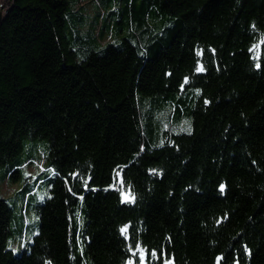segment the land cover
I'll return each instance as SVG.
<instances>
[{
	"label": "trees",
	"instance_id": "obj_1",
	"mask_svg": "<svg viewBox=\"0 0 264 264\" xmlns=\"http://www.w3.org/2000/svg\"><path fill=\"white\" fill-rule=\"evenodd\" d=\"M8 1L0 264H264V0Z\"/></svg>",
	"mask_w": 264,
	"mask_h": 264
},
{
	"label": "rangeland",
	"instance_id": "obj_2",
	"mask_svg": "<svg viewBox=\"0 0 264 264\" xmlns=\"http://www.w3.org/2000/svg\"><path fill=\"white\" fill-rule=\"evenodd\" d=\"M1 171V168H0ZM26 176V174H24ZM28 175L32 176V182L28 185L30 189H32L31 192V201L32 204L28 206V210H26V205L25 202L22 205L23 199L19 198V196H16V200H10L12 204H14V213H15V219H19L20 216L22 215L24 217V223H26L29 226L33 227L32 231L33 233L37 232V222H38V214L35 212L33 209V204H35V201H42L44 197L48 193V189L44 185H39L36 184L39 175V170L36 165H31L28 168ZM7 180V182L3 183L0 179V196L3 197H9V194L14 190L13 188L18 187L19 184L21 183V180H18L17 182H11L15 185H11ZM36 184V185H35ZM23 206V209L21 208ZM30 240V237L27 236L24 238V241L27 242ZM9 246H11L14 250L15 253L21 252L23 249L22 242L20 240L15 239V240H10L9 241Z\"/></svg>",
	"mask_w": 264,
	"mask_h": 264
},
{
	"label": "built area",
	"instance_id": "obj_3",
	"mask_svg": "<svg viewBox=\"0 0 264 264\" xmlns=\"http://www.w3.org/2000/svg\"><path fill=\"white\" fill-rule=\"evenodd\" d=\"M9 3L8 0H0V11L1 13L4 12L5 6Z\"/></svg>",
	"mask_w": 264,
	"mask_h": 264
},
{
	"label": "bare ground",
	"instance_id": "obj_4",
	"mask_svg": "<svg viewBox=\"0 0 264 264\" xmlns=\"http://www.w3.org/2000/svg\"><path fill=\"white\" fill-rule=\"evenodd\" d=\"M10 8L9 3L7 4V6H5L4 12H2V15H6L7 10Z\"/></svg>",
	"mask_w": 264,
	"mask_h": 264
},
{
	"label": "water",
	"instance_id": "obj_5",
	"mask_svg": "<svg viewBox=\"0 0 264 264\" xmlns=\"http://www.w3.org/2000/svg\"><path fill=\"white\" fill-rule=\"evenodd\" d=\"M5 15H2L1 11H0V23L2 22V20L4 19Z\"/></svg>",
	"mask_w": 264,
	"mask_h": 264
},
{
	"label": "snow or ice",
	"instance_id": "obj_6",
	"mask_svg": "<svg viewBox=\"0 0 264 264\" xmlns=\"http://www.w3.org/2000/svg\"><path fill=\"white\" fill-rule=\"evenodd\" d=\"M125 231H126V229H125Z\"/></svg>",
	"mask_w": 264,
	"mask_h": 264
}]
</instances>
